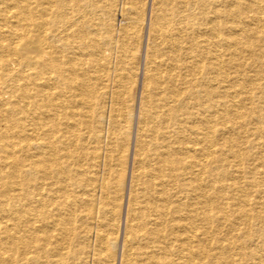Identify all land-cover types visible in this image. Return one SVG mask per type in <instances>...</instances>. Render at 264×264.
<instances>
[{
	"label": "bare ground",
	"instance_id": "6f19581e",
	"mask_svg": "<svg viewBox=\"0 0 264 264\" xmlns=\"http://www.w3.org/2000/svg\"><path fill=\"white\" fill-rule=\"evenodd\" d=\"M84 3L0 0V264H264V0L153 19L124 219L131 98Z\"/></svg>",
	"mask_w": 264,
	"mask_h": 264
},
{
	"label": "rangeland",
	"instance_id": "374dc122",
	"mask_svg": "<svg viewBox=\"0 0 264 264\" xmlns=\"http://www.w3.org/2000/svg\"><path fill=\"white\" fill-rule=\"evenodd\" d=\"M79 9L81 11H84L90 17L92 16V17L97 18L98 21H102L101 34L103 36H106V38L108 39L109 45H111L110 51L108 53L109 54L108 77L109 78L107 79V84L109 86L108 87V92H109L108 100L109 101H108L107 107H110V105L112 104V96L117 90L121 91L124 94L126 92L125 90H127L131 98V101H130L131 115L128 117L129 122H130V128H129V132L127 135V141L129 144V148L127 151L128 157L125 163V175L127 177V174H130V171L132 168V161H131L132 153H133L132 145L134 143L137 128L141 124V121H142V114L140 112V106L143 105V100H144L143 84L145 80V72L149 64L148 63L149 57H150L149 52H151L150 50L152 49V46L155 40V35H156L154 31V26H155L154 20L161 17V18L169 19L172 22H178L181 19L180 11L183 10L184 8L179 3V0H86V3L80 6ZM91 9L93 11H91ZM155 10L158 12H156ZM170 14H172V16ZM140 15H142L143 17H141ZM115 22H116V25H115ZM121 34H123L125 38ZM121 37L123 39H121ZM111 38L113 39L111 40ZM119 46L121 47V51H120ZM145 50L147 51L145 52ZM117 52L120 54V56L118 55ZM111 53L113 54V56ZM131 53H133V55ZM131 57L134 58L133 63H135V64L132 63L134 65L133 68H130L131 59H132ZM135 57H137L138 59ZM111 62L113 63L112 67H111ZM121 68L125 70H120ZM119 70L121 71L119 74L124 75V77L128 76V78L126 77L127 80L125 81H122V82L120 81L121 87L118 88L117 84H119V82L117 79L118 78L117 74ZM114 78L116 79V81ZM132 79L135 80V82H133ZM129 88L130 90H128ZM129 185H130L129 177L122 180L121 194H120L121 200H122L121 202L123 205L121 209L122 218L125 217L126 212H127L126 204H128L127 201H128ZM114 251L118 253L119 248H116V250L114 249Z\"/></svg>",
	"mask_w": 264,
	"mask_h": 264
}]
</instances>
